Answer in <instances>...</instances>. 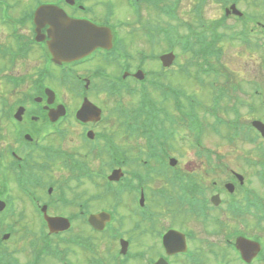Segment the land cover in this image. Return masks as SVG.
Returning <instances> with one entry per match:
<instances>
[{"label": "rangeland", "instance_id": "1", "mask_svg": "<svg viewBox=\"0 0 264 264\" xmlns=\"http://www.w3.org/2000/svg\"><path fill=\"white\" fill-rule=\"evenodd\" d=\"M4 1V0H0ZM11 4H15L18 13H22L29 9L27 4L28 0L24 2H18V0H5ZM232 1L235 2L237 8L242 11L246 18L249 20H238L236 16H229L226 21L220 25L223 17H225V9L232 5ZM130 0H89V5L94 8L93 17L99 21H102L110 10L111 22L118 26L120 30V40L122 41V48L126 49L131 56L128 61L133 67L140 64L141 58L151 55L161 56L162 54L169 52V46L165 41V33L163 30L169 28L170 30L175 28L181 35L192 37L193 34L206 33L211 35L215 28L220 38L215 48L217 53L213 56L212 63L215 66V70L222 72L220 78H216L214 74L204 75L200 72L201 78L199 82L196 80V72L198 67L192 54H183L180 48L175 49L177 60L169 70H162L160 62H151L152 60H145L146 69L148 72H152L151 78L159 79L166 86L179 88L186 91V105L190 110H195L199 115L202 124L204 125L203 133L201 134L202 146L210 149L213 152L218 153L223 159L224 165L227 167L225 173H217L214 177L205 175L204 169L199 166L200 159H198L192 148L195 137L198 135V126L194 125L192 140L187 138L191 135L187 128L186 120H183L184 125L177 127L178 135L185 136L184 141H181L177 137L173 143L178 151L173 152V155L181 162V167L189 173H194L200 181V184L205 190V195H211L213 193L212 182L216 181L221 186L224 185L222 181L229 178L228 170H234L242 174L247 180L253 181V185L246 183L245 189H250L256 192L264 202V184L257 180L260 173L264 170L263 158L258 153V147L264 148V142L262 138H259L258 144L241 142L236 140L234 143H229L226 139L228 132L225 126L219 127L216 123V119L213 115L206 112H214L217 108L215 100L213 98L214 91L210 88V83L217 81L216 86L224 84L227 88H231V98L223 99L220 104V116L226 118V120L233 118L234 114L229 112V108L233 105L235 100H239L241 103H253L255 106L256 114L252 117L248 114V109H240L241 117L243 121L262 119L264 118V109L261 108L260 98L264 99V0H163L159 7H170L172 14L166 15L156 6L149 4L148 2H141L137 10L130 6ZM33 5V1L30 3ZM177 5V7H176ZM34 7V6H33ZM192 29L189 28V26ZM150 27L157 36V39L153 44L149 43L142 34L135 33V30L141 29V27ZM161 33V34H160ZM193 43V42H192ZM194 44V43H193ZM195 51L199 49L198 44H194ZM43 65V60L39 52V67ZM97 64L88 66L85 69H80L81 73L87 74L90 70L96 67ZM110 73L115 72V67H105ZM184 68L185 72H182ZM92 69V71H93ZM118 73V71H116ZM224 75H227L225 82ZM204 76V77H202ZM5 75L2 77V83H5ZM210 82V83H209ZM8 84V83H7ZM53 86L57 89L61 99L67 102L73 110L77 106V101L74 99L72 88H66L58 83H53ZM151 90V88H150ZM154 90V89H152ZM90 93V98L101 104L104 108L105 121L96 129L98 133H106L111 135L115 142L122 148H130L132 150H138L142 148L144 140L139 138H130L124 128V124L119 120V109L126 108L131 109L132 103H138V97L136 95L123 94L120 100H113L105 92L104 85L96 88V91ZM259 93V94H256ZM152 95L155 98H159V92L152 91ZM259 95V96H258ZM120 101V102H118ZM174 104L168 105L169 113L178 116L177 112L173 111ZM179 121L182 119L178 118ZM0 122L3 120L0 118ZM3 124V123H2ZM211 126L217 127L220 132L215 133ZM4 127V125H3ZM66 128L68 133L66 136L51 137L50 141L44 143L45 146L53 147L55 150H65L73 152L79 156L80 160L87 163L94 171L108 170V163L110 158L103 154L101 158L96 154H90L89 149L81 144V129L77 127L72 120L67 122ZM180 130V131H179ZM8 129H5L3 136L0 139V147L7 146L13 142L12 134H8ZM180 133V134H179ZM44 131L41 136H43ZM123 148V149H124ZM35 158H38L36 155ZM198 164V166L196 165ZM61 162L56 160H50L49 166L46 171L41 173L43 181L45 182L44 188H40L35 191L36 195L42 197L45 201H50L51 197L47 195L45 186L49 183H57L58 191L60 186H69L66 184V178L68 173L63 169ZM143 172V169H140ZM109 172V171H107ZM260 178V177H259ZM261 183V184H260ZM165 186L163 181H157L151 183L149 205L156 214H163L160 207L165 206L163 202L153 196V191L157 188ZM72 189V191H70ZM71 189L66 190L67 196L72 195L71 192H75V195H83L86 190L85 198L90 197L93 194L99 193L93 186L90 188L79 187L75 184H71ZM12 199L14 212L7 220H5L4 226L7 224L16 225V229L19 230L18 234L14 238L17 242L11 241L9 250L6 253L8 257V264H28L30 259V246L29 240L33 239L32 234H38L37 219L33 214L30 203L26 200V196L20 190L12 184ZM244 191H238V195L243 194ZM54 197H56L54 195ZM106 203L108 207L112 203L111 198H107ZM128 206L133 208V203L127 202ZM264 204V203H263ZM99 207H107L104 204H97ZM98 207V209H99ZM264 209V208H263ZM166 211V210H165ZM67 211H62L66 214ZM31 213V214H30ZM124 220L130 221L136 216L132 214L130 209L122 211ZM55 214H57L55 212ZM189 216L185 212L181 211L178 206L169 210V215L161 219L162 225H175L182 230H194L197 233L198 240L194 243L196 252L199 255L198 261L200 264H232L234 261L231 256L224 253V242H222V236L224 237L228 232H234L235 230H247L252 233L254 229L259 226L252 221V216L245 217L240 222H233L230 225L224 226L225 213L215 215V219L209 224H198L191 219H187ZM124 221V222H125ZM29 224V226H28ZM40 225V224H39ZM261 226V230H264V223ZM0 224V228H1ZM156 228V227H155ZM27 233V234H25ZM264 236V231H262ZM92 241L101 243L100 236L92 234ZM209 241L210 244L205 242ZM157 250L150 251L149 254L156 256L159 250L157 246V240H155ZM10 242V241H9ZM135 248L141 247L147 249L146 245L141 243V239H135ZM113 251L107 252L102 250L104 254L107 253L110 264H115V247H111ZM10 257L12 260H9ZM118 258V256H116ZM77 257H73L76 260ZM33 261V260H32ZM48 264V262H47ZM143 264V263H141ZM176 264H189L186 259L179 260ZM192 264V263H191ZM235 264V263H234ZM256 264H264L256 262Z\"/></svg>", "mask_w": 264, "mask_h": 264}, {"label": "flooded vegetation", "instance_id": "2", "mask_svg": "<svg viewBox=\"0 0 264 264\" xmlns=\"http://www.w3.org/2000/svg\"><path fill=\"white\" fill-rule=\"evenodd\" d=\"M24 2V0H18V2ZM33 5L31 6V2ZM27 4L29 9L18 13L15 4H11L8 1L0 2V118L3 122H0V139L5 132V129H8V134H12L13 142L7 146L0 147V165L11 166L12 161L11 157H8L11 152L16 153L15 163H19L21 159V151L30 149L32 151H37L39 153L41 150V145L39 141L28 143L24 141L27 134L32 136L39 137V133L42 132V125L39 123L43 118L46 121L50 122L48 114L50 110L57 108V96L55 97V102L49 105V102H52L54 97L50 91H44L45 88L40 91L41 95L39 96V86L44 84H39V76L45 77L47 80H51V84L58 83L62 86L69 85L74 89L83 88L84 92L81 94L85 96V86L87 85L90 89L94 87L99 81H104L102 79L103 72L99 69H106L98 59L92 61L95 57H98L100 53H108L105 50H96L94 58L91 61H88V58L80 60L78 62L72 63H63L61 66H57L52 63L51 58L47 60L48 69L45 76L41 75V72L47 68V63L45 67H39V52L40 48L46 45L48 41V26L41 29V35L39 36V22L35 23V13L41 6H57L64 10L70 18L79 19V20H89L95 24L101 25L104 24L106 19L99 21L93 17L95 15L94 8L89 5V0H28ZM34 6V7H33ZM45 21H41L40 25H44ZM46 37V39L44 38ZM39 39L42 42H39ZM92 54V55H93ZM91 55V56H92ZM91 62L90 64H88ZM97 64L96 67L90 70L91 72L84 74L80 72V69H85L88 66ZM133 74V73H132ZM5 75V83H2V77ZM8 83V84H7ZM39 99L42 102L39 103ZM63 118H59L57 123L62 122ZM3 123V124H2ZM4 125V127H3ZM81 144L84 146V141H81ZM65 158L63 160L64 165H68V158L70 160H75L73 155H63ZM5 158V159H4ZM41 160L44 164L49 166L50 160H56L54 157H51L47 152L41 154ZM56 162H58L56 160ZM6 169L4 172L6 173ZM146 188L151 189V184H147ZM9 188L8 185L0 179V200L4 201L8 195ZM150 193L145 194V192H140L138 196H133L132 206L129 207L127 202H123L119 207V216L120 219L116 222V225H107L106 230H114L118 232L122 237L130 241L131 246H135V239H141V243L147 246L148 251H154L156 249L155 240H157V246H159V240L157 239V228L161 219L169 215V210L178 206V203L175 201L171 205H168L162 198L161 194L153 193V196L159 198L165 206H161L162 215L156 214L151 206L149 205V200L151 199ZM176 199L178 195L174 196ZM144 199L146 213L141 214L136 206V202ZM211 199V198H210ZM209 202L211 203V200ZM129 201V202H131ZM226 202L217 206L216 210L210 204H201L197 209L198 213L201 216L202 224H209L215 215H219L222 210L220 208ZM213 205V204H212ZM228 204H225L224 207H227ZM179 207V206H178ZM215 207V206H214ZM130 209L133 215L136 216V219L133 218L130 221H125L123 219L124 215L123 210ZM166 210V211H165ZM3 212V209L0 208V216ZM225 216L228 215L227 212H224ZM206 217V219H204ZM125 221V224H124ZM225 221H227L225 219ZM156 227V228H155ZM263 229L260 228L254 229L252 233L244 230L236 238H229L226 235L222 236V242L227 241L224 245V253L228 256H231L235 264H256V262L264 263V236L262 234ZM197 237V236H196ZM240 237H245L254 242H258L260 247L255 250L250 248L247 250V254L238 250V244L236 241ZM8 245V244H7ZM5 245L3 251L8 252L9 246ZM192 247L194 246L191 243ZM107 248V244H105ZM144 248V247H143ZM137 247L136 249H143ZM195 251V248H193ZM0 252L2 250L0 249ZM254 253L255 257L251 260L245 258L244 255ZM38 253V246H37ZM85 253L91 257L90 251H85ZM244 254V255H243ZM171 264H176L182 257L175 255L172 257H166ZM196 259L192 261V264H200L198 261L199 255L196 252ZM4 263H8V258H0ZM99 257L95 259L97 262ZM11 260V259H9ZM103 262V260H102ZM105 261L103 262V264ZM232 263V264H234ZM28 264H32V260L28 259ZM35 264H39V253L38 260Z\"/></svg>", "mask_w": 264, "mask_h": 264}, {"label": "water", "instance_id": "3", "mask_svg": "<svg viewBox=\"0 0 264 264\" xmlns=\"http://www.w3.org/2000/svg\"><path fill=\"white\" fill-rule=\"evenodd\" d=\"M232 10H233V12L235 14L241 15L235 9L234 6L232 7ZM57 20L58 21L55 23L54 28L51 29L50 37L53 40L49 43V45L52 48L51 50H53V52L58 54V55H62V56L66 55V54H64V52H62V50L59 48V45H58V43H59L58 41L60 39V35L65 33V32H67V34H66L67 36L66 37H71L74 34H77L75 36L74 40L81 41V40L84 39L89 45L92 46V47L88 46V47H90L92 49H95L97 46L105 47L108 44L107 41H109L111 39L110 31L108 29L97 28V27L91 26L89 24L88 25H79V24H77V23H75L73 21H70V20L66 19L65 16H60V17L57 18ZM55 26H57L56 29H55ZM83 47L84 46H82V48ZM87 52L88 51H86L84 53H81V54L84 55ZM68 57H69V55H66L65 58H68ZM162 60H163V62H164V64L166 66H169L172 63V61H173V56L172 55L165 56V57L162 58ZM82 113H83V111H82ZM99 113H100L99 111H95V115H99ZM258 127L261 128L264 131V125L263 124L258 123ZM245 242H244V240L240 241L239 242L240 246L245 244ZM246 243H249V242H246Z\"/></svg>", "mask_w": 264, "mask_h": 264}, {"label": "trees", "instance_id": "4", "mask_svg": "<svg viewBox=\"0 0 264 264\" xmlns=\"http://www.w3.org/2000/svg\"><path fill=\"white\" fill-rule=\"evenodd\" d=\"M212 36H213V38L211 40H213L215 42L214 37H217L219 35L216 31H214L211 34V37ZM196 53L198 54V56L203 57L204 61H206V62L210 61V58H208L209 53H210V47H209V43L206 40V37L201 41V46Z\"/></svg>", "mask_w": 264, "mask_h": 264}]
</instances>
